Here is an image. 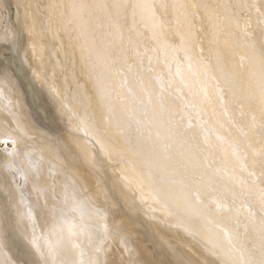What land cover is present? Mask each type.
Listing matches in <instances>:
<instances>
[{"label": "bare ground", "instance_id": "obj_1", "mask_svg": "<svg viewBox=\"0 0 264 264\" xmlns=\"http://www.w3.org/2000/svg\"><path fill=\"white\" fill-rule=\"evenodd\" d=\"M3 1L5 5L3 4L0 5V25H2V27L5 26L4 27L5 31L3 32V35L2 32L0 33V35H2L3 38L6 39V41L9 39L7 41L9 45H7L8 47L7 46L5 47L14 54L11 53L10 56L13 57H9V59L6 60L0 58V68L2 69L1 78L7 81L6 86H4L3 83L0 84V116L7 119L9 114L15 115L20 110L24 113L23 115L24 117H26V120L18 121L20 132H15L10 135L0 130V140H5V141L10 140L13 142L15 149L13 150L9 148L6 150L10 160L16 159L19 162V161H24L25 159H29L31 162L35 164L37 163L38 167L35 172L37 173L40 172L41 170H45L48 168L47 167L48 165H45L47 159L46 160L44 159V161H46L44 164V161L42 159L43 156L48 157L49 155H53V153L50 152V149L48 147L42 145L43 141L47 142L48 144L52 143L53 146L56 145L55 147L59 149L61 148V150L67 153L70 157H74L73 154L68 153L69 149L72 146L71 137L73 136V134L72 132H71L72 135L66 134L63 131V126L60 123V119H59L60 99L58 98L57 94H55V92L52 93L50 85L51 82L57 84L59 81H61L60 78L61 76L63 77L62 74H64L68 68V66L65 65L64 61L66 59L68 60L69 57L73 54L75 47L71 48V45L73 46V42L70 40V36L68 35V34L71 35V33L68 32V34L66 35V39L63 40L62 34L57 32L60 26H62L61 28L63 32H67V30L70 29L67 28L64 15H62L63 14L62 7L59 6L58 3L55 4V2H53L52 0L47 4L51 5L50 13L51 11L54 13L56 11L57 13H60L59 15H61V17H59L58 20H55L52 17L55 15L53 13L54 15H51V20L53 21L52 24L53 30L56 33H58L57 34L58 37H61L60 44L64 43L65 45L64 44L63 45L65 49L64 50L62 49L61 52H56V51L52 52V50L40 49L37 44L38 41L45 38L44 35L48 37L46 35L47 31L49 34H51L48 29L49 26H47L48 25L46 21L47 19L45 20V15L37 16L36 13L38 14L40 10L39 12L35 10L36 11L35 14L34 13L31 14L29 10H27L30 5L26 4L27 3L26 0H22V1L3 0ZM24 1L26 3H24ZM107 1L109 2L108 5L111 6L110 11H116L117 16L121 15V17H124L123 13L125 14V12L127 11V10L125 11V8L128 0L127 1L107 0ZM12 2L13 5H15L17 8L16 21L19 27L23 31H25V36L28 38L26 42L27 45H25L24 48L21 47L22 44L20 42L19 43L17 42L18 39L16 35H14L12 32L14 28L11 27L10 24L7 25V20L10 19L8 15L10 16L9 9ZM35 2H36L35 5H37V7L39 4L42 7H44L46 3L45 1L41 3L38 0H35ZM130 2L132 3L131 6H133L131 10L129 9L130 14L131 12L133 14H137L138 16L137 21L139 20L140 22L145 23L141 25L139 23V25L140 26L145 25L144 27H146L147 29L144 28L143 30H147L148 34L151 35L150 37L152 39L153 38L156 39L160 47H164L166 45L171 47L172 45H170L171 44L170 42H172L173 39L174 40L177 39L179 40L178 41L179 44L176 45L177 49L178 50L180 49L181 52L183 51L187 55L193 54L197 46L199 47L198 43L202 44L201 47L204 50L208 51L209 54L215 52L217 56H215V58L213 59L211 58L212 64L210 63V65H207V63L203 61L204 59L199 60V62L203 61L209 68L207 70L205 65L203 66L204 69L201 68L205 76L208 74L209 70L211 71L209 72L210 74L218 69L219 71H221V74L219 75L220 77L217 78H220L221 84L227 87L225 91L227 92L228 89L229 90L228 92L230 94L232 93L233 95L237 96L238 99L242 100L243 104L245 105L242 106V108L244 107L243 108L244 110L245 108L248 109L247 111L250 114L251 112L249 110L253 111V113L257 112V110L262 111L264 106V52L262 49L259 50V46L264 43V0H133V1L130 0ZM74 5H76L75 2H73V7ZM118 9L120 11H118ZM168 9L170 10V12ZM63 10L65 9L63 8ZM257 10L263 14V17L259 16L260 13L257 12ZM44 12L45 11L43 10V13ZM34 15L37 16V18H34ZM78 16L79 18L74 22L78 23V30L80 32L82 28L84 29L85 32V28L83 27V25L88 22L86 13H83L81 11ZM121 17L118 16L117 19L118 22L121 21L122 19ZM51 20L49 19V22ZM181 22L182 25L186 24V22L189 24L190 26L188 31L189 33L188 32L187 33L190 35L189 37L190 39L184 38L185 37L183 36L184 31H182L180 28ZM71 24L73 25V22H71ZM136 24L138 25V23ZM131 25L136 26L133 23H131ZM183 28L184 27H182V29ZM124 29L122 31V34L126 39L125 41L126 47L132 46L134 49L138 51V49L145 42L139 40L137 35L138 31L135 29V27L133 28L127 26L126 29L125 30ZM206 33L207 36L205 37ZM189 35L186 34V36ZM200 37H202L203 39L205 38L204 42L200 40L201 39ZM68 41L72 42L71 45L69 46L71 52H69V50L67 49L68 48L67 45L69 44H66V42L68 43ZM107 47L108 45L105 48ZM105 48L99 47L98 52H100V54H97L96 53L97 51L93 54L94 62H97L100 57H103L105 59L108 58L109 56V59H113L114 66H118V64L120 62H123L125 57H127L125 56L126 52L125 53L123 51L111 52L109 49L107 55H105L104 54ZM151 49H152L151 52L153 53V50L155 48L154 49L151 48ZM22 50L24 52H22ZM202 50L201 52L204 51ZM148 51H150V49ZM33 52H37L39 54V58H40L39 61H37V59L34 61L35 58L33 59L31 57ZM75 52L76 51H74V53ZM152 53H150V55L154 56V54L152 55ZM161 57H164L163 54L161 55ZM230 57L236 58L235 62L231 63L230 61V64L232 65L229 64ZM139 58H140V54H139ZM186 58H188V56ZM189 58L188 61L191 59ZM250 58L251 60H254L255 62L254 65H251L249 63ZM47 59H53L55 60L56 63L54 69L46 74L43 70L44 69L43 64L46 62ZM7 60L10 61L6 62ZM152 60L155 61V58L153 57ZM191 61L192 60H190V62ZM193 61L192 64L190 63V66L192 68L194 66V63L198 60L196 59L194 62ZM139 63L140 62L137 60V65ZM120 64L122 65V63ZM188 67H189V63H188ZM196 67L194 68L196 69ZM192 68H191L192 72L199 70L198 69L199 67H197L198 70H194V71H193L194 68L193 69ZM104 69L105 72L103 73V70H101L100 75L102 74L105 75V77L103 76L104 79L107 78V76L110 77L109 79H111L112 77L114 78L112 82L114 84L115 92L117 91H116V84L114 82L116 81V79L117 80L119 79L121 81V85L119 86L120 92L125 96H127L130 91H135V93L138 92V89H136V87L140 86L141 88V85L143 83L147 84L146 87L149 86L150 88H152L151 86L152 85L154 86L153 83L154 80L152 81L151 80L152 78L149 75L148 76L145 75L147 73H144V76L140 78L139 82L142 81L143 82L140 85H138L137 83H135V79H134L135 75L133 76V74L131 73L134 70L132 68L130 70L124 69V71L119 70L116 72L112 69H106V68ZM191 71L190 69H185L184 67V69L179 71V77L177 76L178 79L183 80L185 82L190 81L192 79L191 75H194V73H192ZM199 73L200 72L198 71V75ZM203 73L201 75H203ZM88 74L95 82L96 78L93 76V72L91 71V69L90 71H88ZM203 76L199 78L203 79ZM209 76L211 77V75ZM216 76L218 75H215V77ZM261 77L263 78L258 80V78ZM203 81H205L206 83V79L205 80L203 79ZM207 81L208 83H211V81L209 82V79ZM213 81L212 83L214 84L215 81L214 82ZM196 84L198 85V82H196ZM213 84H210L211 88L214 87V86L212 87ZM189 85L190 84L188 83V86ZM96 87L97 84H94L93 88L96 91L95 95H97L99 106L96 109L93 106L90 107L89 105L90 99L86 100L85 107L80 116L79 125L88 126L90 122L93 123L94 127L97 130L99 131L102 130L106 134L107 142H104L103 144L104 151H107L114 146L120 154H123V151L118 148L119 146L118 142L120 141V140L118 141V139H120L121 137V132L112 130L114 129L113 126H115L113 123H119V124L121 123L123 126L125 122H127L134 115H136L135 111L137 110L138 107L136 105H133L131 100L129 104V109L127 106L126 107L124 106L127 112L120 114L119 112L120 107L121 106L123 107V105L115 101L116 94L114 93L115 96L113 99L108 94L109 92L106 95H104L103 93H105V91H102L101 89H100L101 92L97 91L99 87L98 88ZM146 87L145 90L147 91ZM199 88L201 90V85ZM208 88L207 90H209ZM196 89L198 88L196 87ZM212 91H207V95L204 94L205 98L206 96L207 98H209L208 96L214 92ZM4 92L8 94V99H7L8 101L6 100L7 96L6 97L3 96ZM9 92L13 94L14 98H12ZM216 94H217V90H216ZM223 94L222 96H224ZM228 97H230V95ZM215 98L217 97L215 96ZM218 98H220V95L218 96ZM206 99L204 100L205 106H207ZM223 99L225 98L221 97L220 100ZM105 101L106 102L111 101V103L112 101L115 102L113 106L109 104L110 107L112 106L111 111L107 109L108 104H106ZM215 102L214 104H216ZM226 103L227 102L225 101V104ZM240 105H242L241 102ZM69 106L71 108V109L69 108L71 111H76L78 107V101L77 100L73 102L69 101ZM230 107L227 108L230 109ZM209 108L210 107L208 105V109ZM152 109L155 110V108ZM152 109L147 108V110H152ZM217 109L219 111V108ZM210 111L214 112L212 110ZM65 113H67L66 117H68L67 115L69 114V111ZM206 113H208V111L205 112V114ZM220 113L222 112L220 111ZM45 114L47 115L45 116ZM101 116H103L102 119H105L106 122H102L103 120L102 121L99 120ZM255 117L257 118V115ZM243 118L244 117H242L241 119ZM218 119H220L219 116ZM246 119L248 120L247 116ZM216 122L218 123V121H214V123ZM221 122H222V118H221ZM108 123L111 125L113 124L112 129L109 128ZM55 124H57V126L59 127H53ZM257 127L258 128L256 130L259 136H264V120H262L259 124H257ZM214 128H216V126ZM32 131H35L36 133L38 132V134L40 133L41 136L37 137L38 139H40V141L39 140L34 141V139L32 138H29V140L26 139L27 133H30ZM241 131L243 130L241 129ZM238 134L239 133H237V135ZM223 137L225 136L222 135V138ZM200 140L195 139L192 133L190 135H186L185 137H183L181 139V143L187 146V148L184 150H177L178 158L176 159L179 160V162H181L182 167H184L185 170L186 169L196 170L197 168H199L198 171L196 172L200 175L201 179L203 180V183L206 182V184H208L216 181L215 175L210 173L212 169L209 170V168L207 167L210 164V160H211L210 158L212 157V155L208 157L210 159L209 161L207 160L208 159L207 157H206L207 159H205L204 154H203L204 156H202L201 158V155L202 153H204V151L202 152V147H199ZM27 142L33 143L34 146L32 147L37 148L34 149L35 153L32 155H31V146H28L26 144ZM247 145L249 144H244V146H240L243 147V149L242 148L240 149L239 153L241 154L239 155L242 156V154L245 153V155L247 154L250 156V154L255 150V146H254L255 144L253 145V141L252 143L250 142L249 146ZM189 151L192 152L193 155L192 158L188 153ZM236 153L233 154L227 151L226 158L230 160L234 156L238 158ZM205 154L207 155V151H205ZM241 156L238 159H241ZM263 157L264 156H262L261 158ZM103 159L106 161L107 164L109 163L105 156ZM164 160H165L164 157L160 156L158 160L156 158V161L154 163L156 166L161 167L162 166L161 164L164 162ZM28 163L30 165L29 161ZM76 168L77 167L75 166H71L68 172L71 171L75 172ZM113 171H116L118 174H116V172ZM28 172L29 171L27 170L26 165L17 166V168L15 169V176L16 179L18 178L22 183H18L17 180H16L17 185L14 184L13 182L12 183L8 182L7 185L3 184V187L0 189V244H1V248H3L4 252L7 254L8 258L12 262L14 261V259L11 258L10 255L12 257H16L17 255L19 259L21 258L20 260H22L23 258H26L30 253L34 252L36 250L35 248L37 244V243L35 244V242H37L40 235H42L44 237L51 236L53 239L52 242L53 244L43 243V246H46V248L47 247L48 248L44 250V252L46 251L47 253L46 255H44L43 253H41L40 255L42 258V262H41L42 264H264V196H258V194L256 193L257 192L256 186L259 185L258 182H254V181L252 182L251 180H243L241 182L242 187L240 188L237 187L238 185H236V182H228L226 185H224L227 187L224 186L222 187L221 190L222 195L226 194L225 192H227L226 191L227 189H232L234 191L233 194L237 196V199L239 200L240 204L244 206V208L246 209V210L241 209V211L239 212L235 211L233 212L234 217L232 218H230V216L228 217V222L230 223L229 226L230 229H228V231L226 232V230H223L222 227L220 228V224L222 222V221L220 222L219 220L220 216L205 222V216L207 215V211H206L207 206L205 207L203 205L204 202L203 203L196 202L192 196V194L194 193H191V190L185 188V186L183 188V184L181 183H179L180 185L178 183L167 184L164 181L162 182V186L164 188L165 187L168 188L165 189L162 188L163 191L161 190V194L160 192H158L156 196L154 195L155 201L158 203L156 205H159L162 209H167L169 211L173 210V211L182 212L179 217H175L176 212L171 213L169 211H166L170 213L171 220L168 222L165 221L164 219L165 222L163 223L158 222V219L154 220L152 215L149 213L151 211V206L148 207L149 205L148 206L142 205L143 203L141 204L142 209L139 213L138 211H129L128 209H130V207L131 208L135 207L137 204L141 203L140 200L141 197L139 196V194H137V196L134 195V193L132 192L134 189L133 190L129 189L130 188L129 186H131V183H133V181H130L129 184L127 181L124 180V176L122 175V173H120L115 169L110 170L108 177L112 178V185L106 186V190L107 192H110L112 188L113 189L114 187L117 188L119 194L118 196L119 206H120L119 208L121 209V210L119 209V215L118 214L117 215L120 220H126L130 227L129 231L124 233L121 232L120 234L114 236L113 234H110V232L112 231L108 229L109 227L106 228L105 226H109L110 223H116V220H118V218L114 220L110 219L108 221V219L110 218V215H108L105 218H103V221H100L98 219L99 216L96 218L94 216L92 219H90L88 215L89 214L91 215V211H90L91 209L90 207H86L82 213L83 216L80 214V216H82L80 217L81 219L79 218L80 219L79 221H77L78 217L75 219L74 214L77 213V210L76 208H74L73 204L75 203L77 204L80 201L76 195L72 198H68L66 196L58 197L55 199L52 198V201L55 204L54 206L48 207L47 210L48 214H43L39 211L42 215L45 216V218L40 217V214L35 210H34V214L31 215L28 213V215H25V210H24L25 203L23 202V200H21L18 190L21 191L22 194L24 195V197L23 195H21L22 199L29 200L31 198L30 196L31 192L32 191L34 192L36 188L34 184L36 182H33V180H31L30 173L28 174ZM136 172L139 173L140 171L139 172L136 171ZM158 172L160 173V171ZM4 177L5 174L3 172L2 175H0V180L3 181ZM114 178H116L117 181H115ZM145 183L151 187L156 184V183L152 184L151 182H145ZM218 185L221 186V183L219 182ZM151 187L148 188L151 189ZM148 188H147V192H148ZM64 191L73 192L74 194L77 193V189L69 188L68 184L65 186ZM64 191L62 193H64ZM149 192L151 193V190H149ZM150 193L149 196H151ZM252 194L254 195L253 197L251 196ZM34 195H36V193H34ZM41 195L43 196V192L41 193ZM186 195H188V197ZM184 197L187 198L186 200L188 201H185ZM246 205L249 207L247 208ZM56 206H58V208H56ZM85 206L86 205H84L83 207ZM35 218H37V220ZM206 218L208 219V217ZM24 219L25 220L27 219L30 222L27 228H25ZM89 220H91L92 223L96 220L95 222L107 232H104L103 230L102 233L103 235L101 236H95L94 234L91 233V232L94 233V231L93 230L91 231L90 229L89 230L91 232L89 231L85 232L84 227L85 224L87 225ZM96 223H94V225ZM56 224H58L61 229L59 228L58 230V228H54V225ZM36 225L38 228L37 231L38 232L40 231L39 233L35 232L36 229H34V227ZM27 231H29V233H27ZM99 231L101 232V230ZM95 234L97 235V233ZM96 241L100 242L99 249L97 248ZM92 245L96 246L98 251L94 253V255H92L91 253L89 254L84 253L87 252L88 248L92 247ZM112 248L116 250L114 251ZM110 249H112L113 251H110ZM95 250L93 251L95 252ZM107 250H109V252H112L111 255L114 254L113 256L115 257L113 256L111 257V255L107 254L106 256H108V258L106 256L105 258H103L105 253H107ZM7 263L8 260L4 264Z\"/></svg>", "mask_w": 264, "mask_h": 264}, {"label": "rangeland", "instance_id": "obj_2", "mask_svg": "<svg viewBox=\"0 0 264 264\" xmlns=\"http://www.w3.org/2000/svg\"><path fill=\"white\" fill-rule=\"evenodd\" d=\"M19 1H22V0H19ZM38 1L41 3L45 1L46 2L45 6L42 7L39 4L37 7V5H35L36 4L35 0L34 1L26 0L27 3L24 1V3L30 5V6L27 5L29 6V8L27 7L28 8L27 10H29L31 14L33 13L35 14L36 12L35 10H37V12H39L40 10V12L38 14L36 13V15L37 16L45 15V20L47 19L46 20L48 23L47 26H49L48 29L51 34H49L47 31L46 35L48 37L44 35L45 38L37 42L38 47L44 50H52V52L53 51L61 52L62 49L63 50L65 49L64 48L65 44L63 42L62 43L64 45L60 44L61 37H58L57 34L61 33L62 39L64 40L66 39V35L69 32L71 33V35L70 34L68 35L70 36V40L73 42V46L71 45L72 42L68 41V43L66 42V44H69V45H67L68 48L67 46L66 48L69 50V52H71L70 47H69L71 45V48L75 47L74 51H76L75 53L73 51V54L69 57V59L68 60L66 59L64 61L65 65L68 66V68H67V71L64 74H62L63 77L61 76L63 80L60 78L61 81H59L57 84L56 83L54 84L53 82H51V85H50L52 93L55 92V94H57L58 98L60 99L59 100V109H60L59 119H60V123L63 126V131L66 134H70V135L73 134V136L71 137L72 146L69 149L68 153L73 154L74 157H70L67 153L63 152L61 148L59 149L55 147L56 145L53 146L52 143H50L52 144L50 145L47 142L43 141L42 145L48 147L50 149V152L53 153V155H49L48 157L43 156L42 158L43 161L44 159L45 160L47 159L46 160L47 162L44 161V164L46 162L45 165H48L47 166L48 168L35 173L38 167L37 163L35 164L31 162L29 159H25L24 161H19V162L16 159L10 160L6 150L9 148L14 150L15 146L13 142L10 140H6V141L0 140V175H2L3 172L5 174L3 181L0 180V189L3 187V184L7 185L8 182L9 183L13 182L16 185H17V182L22 183L18 178L16 179V176H15V169L19 165H26L27 170L29 171L28 174L30 173L31 180H33V182H36L34 183L36 187L35 191L31 192V195H30L31 198L29 200L22 199L21 195L23 194L21 191L18 190L21 200H23V202L25 203L24 205L25 215H28V213L32 215L34 214V210H35L40 214V217L45 218V216L42 215L41 213L48 214L47 213L48 207L54 206L55 203H53L52 198L55 199V198L62 197V196L72 198L76 195L80 200L77 204L76 203L73 204L74 208H76L77 210V213L74 214L75 219L78 217L77 221H79L81 219L80 217L83 216L82 213L86 207H90L91 209L90 210L91 215L90 214L88 215L90 219H92L94 216L95 218L99 216L98 219L100 221H103V218H105L108 215H110V218L108 219V221L110 219L111 220L117 219L119 215V209H120L119 200H118L119 194H118L117 188L116 187H114V189L112 188L110 192H107L106 190V186L112 185V178L108 177V175H109L110 170H113V169L122 173V175L124 176V180L127 181L129 184H130V181H133V183H131V186H129L130 187L129 189L131 190L134 189L132 191L134 195L137 196V194H139V196L141 197L140 199L141 203L137 204L138 206H141V207H138L136 205L137 207L136 206L132 208L130 207V209L128 210L138 211L139 213L142 209V205H147V206L149 205L148 207L151 206V211L149 213L152 215L154 220L158 219V222H162V223L165 221L169 222L171 220V215L169 212L171 213L176 212L175 217H179L182 213L180 211H173V210L169 211L167 209H162L159 205H156L158 204L155 201L156 194H158V192H160L161 194V190L163 191V189L168 188V187L164 188L162 186V182L164 181L167 184L168 183H171V184L181 183L183 184V188L185 186V188L190 189L191 193H194L192 194L194 200L198 203L204 202L203 205L205 207L207 206L206 207L207 215L205 216V222L210 221V219L212 220V219H215V217L220 216L219 220L220 222L222 221L220 224V228L222 227V229L226 230V232L228 231V229H230L229 228L230 223L228 222V217L229 216L230 218L234 217L233 212L235 211L239 212L241 211V209L242 210H246V209L244 208V206L240 204L239 200L237 199V196L233 194L234 191L232 189H227L226 190L227 192H225L226 193L225 195L221 194V190L224 185H226L228 182H236V185H238L237 187L240 188L242 187L241 182L243 180H251L252 182L254 181V182L259 183V185L256 186L257 187L256 193L258 194V196H264V157L261 158L262 156H264L263 154L264 153L263 151L264 150V136H259L256 130L258 128L257 124H259L262 120H264V112H263L264 106H263L262 111L256 109L258 113L257 112L253 113V111L249 110L251 112L250 114L247 111L248 109L245 108L244 110L243 109L244 107L242 108V106H245L242 100L238 99L237 96L233 95L232 93L230 94L228 92L229 91L228 89H227V92L225 91L227 87L221 84L220 78H217V77H220L219 75L221 74V71H219L216 68L217 70H215V72H212L209 74V72H211L209 70L208 74L205 76L201 68H203V66L205 65L206 69L207 70L209 69L207 65H210L211 60L215 58V56H217L215 52H212L213 54L212 53L209 54L208 51L204 50L201 47L202 44L198 43L199 47L197 46L196 50H194L193 52L194 56L193 54L187 55L185 54V52L183 51L181 52L180 49L179 50L177 49L176 45L179 44L178 42L179 40L177 39L175 40L173 39L172 42H170L171 43L170 45H172L171 47L167 45L164 47H160L156 39L154 38L152 39L150 37L151 35L148 34V31L143 30L144 28H146L144 27L145 25L140 26L141 24H145V23H142L139 20L137 21V18H138L137 14H133L132 12L130 14L129 9L131 10V8L133 7L131 6L132 3L130 2V0H128L127 4L125 2L126 4L125 11L126 10L127 11L125 12V14L123 13L124 17H121V15H118L122 18V19L120 18L121 23L117 21L118 16L116 15V11H110L111 6L108 5L109 2L107 0H70V1L69 0H64V1L63 0L61 1L53 0L55 4L58 3L59 6L62 7V11H63L62 15H64L67 28L68 29L70 28L69 30H67V32H63L61 28L62 26H60V28L57 31L58 33H56L53 30V27H52L53 21L51 20V15L55 14L54 16H52L55 20H58L59 17H61V15H59L60 13H57L56 11L55 13L52 11L50 13L51 5L47 3L51 2L52 0H38ZM73 2L76 3L74 7H73ZM2 4L5 5L4 1L0 0V5ZM63 8L65 10H63ZM16 9H17L16 6L13 5V2H12L10 9H9L10 16L8 15L10 19L7 20V25L10 24V26L14 28L12 32L14 35H16L18 39L17 42L18 43L20 42L22 44L21 47L24 48L25 45H27L26 42L28 38L25 36V31H23L19 27L16 21V16H17ZM42 9L45 11L44 13ZM73 10H74V13H73ZM258 10L257 12L260 13L259 16L263 17V14ZM81 11L83 13H86V17L88 20V22L83 25V27L85 28V32L83 28L80 32L78 30V23L74 22L75 20L79 18L78 15L80 14ZM118 11L120 10L118 9ZM5 14H6V11H5ZM47 14L49 17L47 16ZM37 16L34 15V18H37ZM49 19L51 20L50 22H49ZM116 21L118 22V25ZM71 22H73V25L71 24ZM131 23L135 24L136 26L134 25L132 26ZM136 23H138V25ZM4 25H5V22H4ZM181 25H182V22H181ZM181 25H180V28L182 31H184V35H183L185 36L184 38L190 39L189 38L190 35L188 34L189 27H190L189 24L186 22V24H183L182 26ZM127 26H130L133 28L135 27V29L138 31L137 35H138L139 40L142 42H145L138 49V51L134 49L132 46L126 47L125 45L126 39L123 36L122 31L124 28L126 29ZM4 27L0 25V33L2 32V35H3V32L5 31ZM182 27L184 28L182 29ZM185 32L189 36H186ZM2 35H0V58L6 60V59H9V57H13L10 55L11 53L12 54L14 53L6 49L5 46L9 45L7 43L9 39L6 41V39L3 38ZM206 36H207V33L205 34V37ZM202 37H200L201 38L200 40L204 42L205 38L203 39ZM107 45L108 47L105 48ZM49 46L51 47V49ZM99 47L105 48V51H104L105 55H107L108 49H109L111 52H116V51H121V52L123 51L124 53L126 52L125 56L127 57H125L123 62H120L122 63V65L119 63L118 66H114L113 59H109V56L108 58H105V59L103 57H100L97 62H94L93 54L96 51H97L96 52L97 54H100V52H98ZM151 48L153 49L155 48L153 50V53L151 52L152 51ZM149 49L150 51H148ZM260 49H262L264 52V43L259 46V50ZM201 50L203 52H201ZM205 51L207 54L205 53ZM22 52L24 51L22 50ZM180 52L183 54H181ZM146 53L149 55L150 58L148 57ZM150 53H152V55L154 54V56H151ZM139 54H140V58H139ZM162 54L164 57H161ZM186 55L188 56V58L190 57L191 59L190 58L189 59L192 61L193 60L195 61L196 59L198 60L194 63L193 68L196 67L197 65V67H199L198 68L199 70L197 69V67L196 69L195 68L193 69L190 66V63L192 64V61L191 62L190 60L188 61V58H186L187 57ZM31 57L33 59L35 58L34 61L36 59L37 61L40 60L39 54L37 52H33ZM136 57H137V60L140 62L138 65H137ZM151 57L152 58L154 57L155 61H153ZM235 59H236L235 57H230L229 64H230V61L231 63L235 62ZM199 60L205 61L207 65L203 61L199 62ZM9 61L10 60H7L6 62H9ZM187 62L189 63L190 68L188 67ZM55 63H56L55 60L47 59L46 62L43 64L44 72L47 74L48 72L53 70L55 67ZM249 63L251 65L255 64L254 60H251V58L249 59ZM184 67L185 69H190V71H191V68L193 69V71L198 70L200 73L198 75V71H194V72L191 71L192 73H194L195 76L191 75L192 79L190 81L185 82L183 80H179L178 79L179 71L184 69ZM104 68L112 69L115 72L119 70L124 71V69L130 70L132 68L134 70L131 73L133 74V76L135 75L134 76L135 83H137L138 85H140L143 82V81L139 82L140 78L144 76V73H147L145 75L147 76L149 75L152 78L150 79L152 81L154 80L153 81L154 86L152 85L151 86L152 88H150L149 86L146 87L147 84L143 83L141 85V88L140 86L136 87V89H138L139 94L138 92L135 93V91H130L129 92L130 95L128 94L127 96H125L121 94L120 92L119 86L121 85V81L119 79H118L119 83L117 79L116 81L114 80L115 81L114 83L116 84V91H117L115 92L114 84L112 82L114 78L112 77L111 79H109L110 77L107 76V78L104 79L105 75L103 74L100 75L101 70H103V73L105 72ZM90 69L93 72V76L96 78L95 79L96 83L93 81V79L88 74V71H90ZM147 70L150 72H148ZM201 72L203 73L204 76L201 75L202 74ZM1 75H2V69L0 68V84L3 83V85L6 86L7 81L1 78ZM209 75H211V77ZM215 75H218V76L215 77ZM202 76L204 80L206 79V83L205 81H203L202 78H199ZM207 77L209 79V82L211 81V83H208ZM262 78L263 77L258 78V80ZM212 81L214 82V84L212 83ZM196 82H198L199 87L201 85V90L196 84ZM203 82L205 83V85ZM188 83L190 84L189 86H188ZM94 84H97L96 88L99 87L97 91H100V92L101 90L105 91V93H103L104 95H106L109 92L108 94L114 99V96H115L114 93L116 94L115 101L123 105V107L122 106L120 107V111H119L120 114L127 112L125 107L127 106L129 109V104L131 100H132V104L138 107L137 110L135 111L136 115L132 117L133 120L131 118L130 120L125 122L123 126L121 123L120 124L113 123L115 126H113V124L111 125L108 123L109 128L112 129V126H113L114 129L112 130L121 132V137L120 139H118V141L120 140L118 142L119 143L118 148L123 151V154H120L114 146L111 147L109 150L104 151L103 144L104 142H107L106 134L102 130L100 131L97 130L94 127L93 123L90 122L88 126L79 125L80 116L85 107L86 100L90 99L89 101L90 107L93 106L96 109L99 106L97 95H95L96 91L93 88ZM210 84H213L212 87L213 86L214 87L211 88ZM55 87L56 88L58 87V88L56 89ZM145 87L147 91L145 90ZM196 87L199 90L196 89ZM207 88L209 90H207ZM216 90H217V94H216ZM207 91H212L213 92L212 94L213 95L215 94L214 97L212 94H211L212 96L211 95L208 96L209 98H207L206 96V98L208 99L207 100L204 95V94L207 95ZM219 92H221L222 94L224 92L223 94L224 96H222V94ZM10 95L12 96V98H14L12 93H10ZM219 95H220V98H218ZM229 95L230 97H228ZM3 96L4 97L7 96L6 100L8 99V94L6 92H4ZM215 96L217 98H215ZM133 97H135L136 99ZM221 97L225 99L220 100ZM205 99L207 102L206 104L207 106H205L204 104ZM75 100L78 101V107L76 111H71L70 110L71 108L69 106V101L73 102ZM224 100L227 102L226 104ZM220 101L224 103L222 104ZM214 102L216 104H214ZM240 102L242 105H240ZM105 103L113 106L115 102L112 101L111 103V101L110 102L105 101ZM108 105H107L108 107L107 109L111 111L112 106L110 107V105L109 106ZM202 105H204L205 107ZM208 105L210 107L209 109H208ZM143 106L146 109H144ZM227 107H230V109ZM147 108H151V109L155 108V110L153 109L147 110ZM217 108H219V111ZM228 109L230 110V112ZM210 110L214 112H211ZM67 111H69V114L67 115L68 117H66L67 113H65ZM207 111L208 113L205 114V112ZM220 111L222 113H220ZM232 111H235V112H232ZM23 114L24 113L19 110L15 115L9 114L7 119L0 116V130L10 135L15 132H20L18 121L26 120V117H24ZM46 115L47 114H45V116ZM254 115L255 116L257 115V118ZM208 116L209 117L211 116V117L209 118ZM218 116L220 119H218ZM246 116L248 120L246 119ZM242 117L244 118L241 119ZM102 118L103 116H101L99 120L101 121L103 120L102 122H106V120ZM221 118H222V122H221ZM240 120H243V121H240ZM214 121H218V123L217 122L214 123ZM215 126L216 128H214ZM53 127H59V126L55 124ZM241 129L243 131H241ZM189 133L190 134L192 133L195 139L200 140L203 138L202 140H200V143H199V147H202V152L204 151V153H202L201 155V158L202 156L205 155L204 157L205 159H207L208 157L212 155V157L210 158L211 160L209 158L207 159L208 161L210 160V164L207 167L209 168V170L212 169L210 173L215 175V180H216L215 182H218V183L220 182L221 186H219L218 183H215V182L208 183V184H206V182L203 183V180L201 179L200 175L196 172L198 171L199 168H197L196 170H187V169L185 170V168L182 167L181 162H179V160L176 159L178 158L177 150H184L187 148V146L181 143V139L185 137L186 135H190ZM237 133H239L240 135L239 134L237 135ZM221 134L224 135L225 137L222 138ZM38 136H41L40 133L38 134V132L36 133L35 131H32L30 133H27L26 135L27 138L26 137L25 138L27 140H29V138H32L34 139V141L36 140L40 141V139L37 138ZM252 141H253V145L255 144L254 145L255 150L250 154V156L247 154L245 155V153H243L242 156L239 155L241 154L239 153L240 149L241 148L243 149V147H240V146H244V144L250 145V142L252 143ZM29 143L30 142H27L26 144L28 146H31V155H32L35 153L34 149H37V148H33L32 146H34V144L33 143L29 144ZM205 151H207V155L205 154ZM227 151L233 154L237 152L236 154L238 158H240L241 156V159L236 158L234 155L233 156L235 158L233 157L231 160L227 159L226 158ZM188 153L190 154L192 158L193 157L192 152L189 151ZM104 156L109 162L108 164L103 159ZM160 156H163L165 159L164 162L161 164L163 167L156 166L154 163L156 161V158L158 160ZM28 161L30 162V165ZM71 166L77 167L75 172L73 171L68 172ZM136 171L138 172L140 171V172L137 173ZM158 171H160V173ZM113 172H116V171H113ZM116 174L118 173L116 172ZM70 176H71V179H70ZM102 176H105V177H102ZM139 178L142 180H140ZM114 180L117 181L116 178H114ZM145 182H151L152 184L153 183L154 184L156 183V184L153 185L154 187L153 186L151 187V186H148ZM67 184L69 188L77 189V193L74 194L73 192H68V191L65 192L64 190ZM195 186L198 188H196ZM148 187H151V189H149ZM224 187H227V186H224ZM147 188H148V192H147ZM149 190H151V193L149 192ZM230 190H232L233 192ZM63 191L64 193H62ZM204 191H205V194H204ZM42 192H43V196L41 195ZM34 193H36V195H34ZM149 193L151 194V196H149ZM234 195L236 196V198ZM186 196L188 197V195ZM251 196L253 197L254 195L252 194ZM186 199L187 198L184 197V200L188 201ZM84 205L86 206L83 207ZM248 207L249 206H247V208ZM56 208H58V206H56ZM166 211H169V212H166ZM80 214L82 216H80ZM206 217H208V219ZM35 219L37 220V218ZM95 221L92 223V221L89 220L87 225L85 224L86 228L84 226L82 227H84L85 232H88V231L91 232L93 230L94 233L91 232L92 234H94L95 236H101L103 235L102 233L104 229L100 225H98ZM24 222H25V228H27L30 222L27 219L26 220L24 219ZM94 223L96 224L94 225ZM105 227L106 228L109 227L108 229L112 231L110 232V234H113L114 236L120 234L121 232L124 233L130 230L128 222L126 220H120L119 218L118 220H116V223H110L109 226H105ZM54 228H58L59 230L60 226L56 224L54 225ZM34 229H36L35 232L37 233L40 232V231L39 232L37 231L38 229L37 225L34 227ZM99 230H101V232ZM104 232H107V231L104 230ZM27 233H29V231H27ZM95 233H97V235ZM52 242H53V239L51 236L44 237L40 235L37 242H35V244L37 243L36 248H35L36 250L30 253L26 258H23L22 260H20L21 258L19 259L17 255L16 257H12L10 255V257L14 259L15 261V262L13 261L14 263L8 258L7 254L4 252L3 248H1V244H0V264L6 263L7 260H8V263L10 264H42L41 263L42 258L40 255L41 253L46 255L47 253L46 251L44 252V250L48 248V247L46 248V246H43V243H52ZM99 243L100 242L98 241L97 242L98 249L100 245ZM97 248L96 246L92 245V247L88 248L87 252H84V253H87V254L91 253L92 255H94V253L98 251ZM91 249H92V252H91ZM112 249H110V251L114 250ZM93 250H95V252ZM107 254L111 255L112 252H109V250H107V253H105L103 258H105ZM113 255H111V257ZM106 257L108 258V256Z\"/></svg>", "mask_w": 264, "mask_h": 264}]
</instances>
